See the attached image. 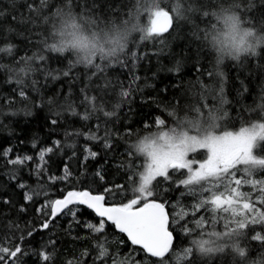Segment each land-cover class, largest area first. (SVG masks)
Masks as SVG:
<instances>
[{
    "label": "trees",
    "instance_id": "trees-1",
    "mask_svg": "<svg viewBox=\"0 0 264 264\" xmlns=\"http://www.w3.org/2000/svg\"><path fill=\"white\" fill-rule=\"evenodd\" d=\"M155 9L170 13L168 31L147 30ZM0 13V248L21 249L0 252V264H264V239H254L264 238V138L252 160L218 176L151 181L146 191L164 204L173 237L163 257L85 206L54 219L47 206L71 190L109 205L137 198L141 142L159 129L174 137L197 120L207 131L264 128V46L236 62L217 43L233 14L264 35V0H0ZM17 157L31 159L9 163ZM231 172L248 181L242 195L212 205L213 193L227 197L217 183Z\"/></svg>",
    "mask_w": 264,
    "mask_h": 264
},
{
    "label": "rangeland",
    "instance_id": "rangeland-1",
    "mask_svg": "<svg viewBox=\"0 0 264 264\" xmlns=\"http://www.w3.org/2000/svg\"><path fill=\"white\" fill-rule=\"evenodd\" d=\"M161 12L155 9L148 22V31H155L154 19ZM227 21H223L225 27L217 37V43L220 47L227 50L235 43V34L231 27L228 28ZM191 127L188 132L179 133L178 136L151 133L152 135L142 140L140 150L146 158L147 164L141 176L139 185V194L141 198L147 194V189L151 181L159 176L158 168L164 165L180 161L184 167L180 169H168V173H177L183 171V174L190 180H197L204 177L218 176L226 168L220 163L224 161L236 150H241L240 158L233 164L246 163L252 160L253 148L259 139L264 138V128L254 127L233 131H207L209 127L203 126L202 121H193L189 124ZM193 128V129H192ZM198 154L196 156L195 154ZM150 181L145 183L149 178ZM141 188L144 189L143 193Z\"/></svg>",
    "mask_w": 264,
    "mask_h": 264
},
{
    "label": "snow or ice",
    "instance_id": "snow-or-ice-1",
    "mask_svg": "<svg viewBox=\"0 0 264 264\" xmlns=\"http://www.w3.org/2000/svg\"><path fill=\"white\" fill-rule=\"evenodd\" d=\"M2 15V13H0ZM43 59V57H41ZM67 75V73H65ZM23 95V93H21ZM122 95L127 97L129 95L128 91H123ZM95 100V97L92 98ZM105 116H113L115 115V112H105ZM87 119V117H85ZM163 121H158V123H162ZM52 124H56L57 121L53 119L51 121ZM91 139H96V137H91ZM57 146L59 145V142H56ZM106 147H109L110 145H105ZM11 149H8L4 152V155L7 156L8 152H10ZM45 152H52V148H48L46 150H43L40 154V159L43 160ZM92 157H95L97 153L91 152L90 153ZM31 157H24L23 159L20 157H17L15 160L9 161V163L12 164H21L24 163L25 160H30ZM39 167V166H38ZM184 167V165L180 161L170 162L163 167L158 168L159 177H168V169H180ZM99 175V173H97ZM101 179L103 177L101 176ZM223 183H217V185L223 184L225 191L227 192V197H225V192H220L219 195H216L213 193V197L210 200V203L212 205H218L222 199L226 201L232 200L233 195L239 197L242 194L237 191V188L242 185V183H248L247 180L242 181L241 179L236 178L235 172H231L229 174H226L222 177ZM150 181V176L145 180V183H148ZM191 181L190 180H183L181 181L182 184L188 185ZM231 184H234L236 187H230ZM19 187L24 188V184H20ZM144 189L141 188V192L143 193ZM153 196V192H148L145 196L141 198H133L128 203L122 204L118 207H105L102 203L104 201L103 195H93L89 191H69L67 192L66 196L63 199H57L55 201H52L50 205H47L51 208V217L54 219L59 213L63 212L64 209H68L70 212H72L73 215H75V211L73 209L69 208V205L73 204H83L87 205L89 208H92L95 210V212L100 217H106L107 220H110L117 229H119L120 232L126 233L127 237L130 239L132 244L135 245H142L147 252L151 253V255H155L154 252H152V243H153V233L156 231H163L166 236L171 237L172 233L168 231L167 229V213L165 212V206L162 203H158L155 200L150 199ZM26 200H31L32 196L29 194H25ZM144 201L141 204V201ZM7 203L8 201H4ZM261 203H264V201H260ZM137 205H141L139 207H136ZM247 208L253 209L252 203L246 204ZM23 211V208L21 209ZM252 223H256V220H252ZM261 222H264V213L261 214ZM248 221L247 222H241L240 228L245 229L248 227ZM49 226V222L46 221L42 227L47 229ZM105 226V222H101L99 227L95 228L94 230L96 232H100L103 230ZM89 228H92L93 226L91 224L88 225ZM29 235L32 233L29 232ZM244 235V234H243ZM254 239H264L262 237H254ZM0 252L6 253L11 257H16L17 253L21 252L20 247H16L15 250L10 251L7 247L0 248ZM243 254V253H242ZM104 255V252H101V256ZM4 256H0V260H4ZM45 259H48V257H45Z\"/></svg>",
    "mask_w": 264,
    "mask_h": 264
},
{
    "label": "water",
    "instance_id": "water-1",
    "mask_svg": "<svg viewBox=\"0 0 264 264\" xmlns=\"http://www.w3.org/2000/svg\"><path fill=\"white\" fill-rule=\"evenodd\" d=\"M171 26H172V18H171V15H170V13L168 11H161L157 15V17L154 19V29L157 32L168 31L171 28ZM240 156H241V150H236L233 153H231L229 157L224 159V161H222L220 163V165L222 167L231 166L234 162H236L240 158ZM71 191H75V190H71ZM82 191H88V190H82ZM90 193L93 194V195H103V194H100V193H92V192H90ZM66 194H67V192L62 197L57 198V199H63L66 196ZM57 199H55V200H57ZM102 203L104 204L105 207H118V206H120V205H115V204H113V205L106 204L105 200ZM73 205H82V206H85V207L89 208L87 205H83V204H73ZM70 206L71 205H69V207ZM89 209L92 210V212L97 217L103 218L107 222L112 223L110 220H107L106 217H100L95 212L94 209H92V208H89ZM64 210H66V209H64ZM115 228H116V226H115ZM167 229H168V223H167ZM117 230L119 231V229H117ZM122 234L126 237L128 242L130 244H132L130 239L127 237V234L126 233H122ZM152 239H153L152 252L155 253V255H153V256L151 255V253L147 252V250H145L142 245H135V244H132V245L142 249L147 255H149L151 257H163L166 254V252L168 251V249L170 248V246L172 244L173 237L172 236L171 237L166 236L163 231H156V232L153 233V238Z\"/></svg>",
    "mask_w": 264,
    "mask_h": 264
},
{
    "label": "clouds",
    "instance_id": "clouds-1",
    "mask_svg": "<svg viewBox=\"0 0 264 264\" xmlns=\"http://www.w3.org/2000/svg\"><path fill=\"white\" fill-rule=\"evenodd\" d=\"M231 30L235 34V43L224 53L228 60L239 62L240 59L246 55H257L259 47L264 46V35L256 36L251 30L242 27L241 21L237 15H230L228 17ZM79 48L80 45H73ZM64 48H57L58 53L65 52ZM223 55L220 59V64L225 63ZM90 63V61H89Z\"/></svg>",
    "mask_w": 264,
    "mask_h": 264
}]
</instances>
